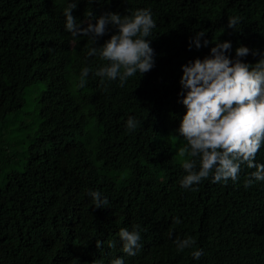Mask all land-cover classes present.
<instances>
[{"label": "trees", "instance_id": "16d2710c", "mask_svg": "<svg viewBox=\"0 0 264 264\" xmlns=\"http://www.w3.org/2000/svg\"><path fill=\"white\" fill-rule=\"evenodd\" d=\"M69 2L0 0V133L26 91L44 86L34 99L33 136L14 147L0 140V170L11 167L0 186V264H110L117 257L124 264H264V181L245 188L255 169L242 165L235 183L210 176L196 190L182 188L178 150L186 142L176 131L185 112L181 65L214 46L189 50V38L203 30L205 39L230 41L231 56L240 45L264 49V0H78V22L89 10H151L155 66L122 87L95 76L108 62L87 56V37L65 31ZM232 17L239 18L235 31L227 27ZM84 67L92 71L81 88ZM129 116L139 121L135 131L126 129ZM256 162L264 164V146ZM89 190L108 204L94 208ZM133 225H140L142 247L128 256L118 232ZM187 236L194 248L178 252L172 240ZM195 249L202 250L198 260Z\"/></svg>", "mask_w": 264, "mask_h": 264}, {"label": "clouds", "instance_id": "9594fccd", "mask_svg": "<svg viewBox=\"0 0 264 264\" xmlns=\"http://www.w3.org/2000/svg\"><path fill=\"white\" fill-rule=\"evenodd\" d=\"M92 2L94 0H88L89 4ZM77 3L78 0H72L63 9L64 28L73 38H88V57L99 56L108 62L94 73L102 82L105 78L118 80L122 87L128 78L137 73L142 76L154 68L156 54L149 37L156 24L150 9H136L126 15L108 11L99 16L89 10L87 17L78 22L72 14ZM238 23L239 18L232 17L228 19L227 27L235 31ZM109 28L114 30L113 34L102 45L96 46ZM204 37L205 31H197L189 38L188 48L200 49L214 44L209 54L181 65L178 95L185 112L176 131L186 143L178 150L185 172L179 183L190 190H196L193 186L210 176L213 183L228 180L235 183L240 179L241 166L246 165L255 169L244 180V187L248 188L254 181H264V164L256 162V155L264 146V49L240 45L231 56L230 41ZM249 55L258 57L255 63L244 61ZM91 71L89 67L82 68L79 87L85 86ZM138 124L135 117L129 116L126 129L135 131ZM88 195L94 208L108 204L107 198L98 190H89ZM173 219L174 223H181L179 218ZM118 237L122 252L128 256L136 255L142 247L140 225H133L131 230L121 227ZM172 243L178 252H182L194 248L196 241L187 236L177 237ZM103 244L101 240L96 241L97 248ZM108 246L115 247V241H109ZM191 254L198 260L202 250L195 249ZM110 264H124V260L117 257Z\"/></svg>", "mask_w": 264, "mask_h": 264}, {"label": "rangeland", "instance_id": "374dc122", "mask_svg": "<svg viewBox=\"0 0 264 264\" xmlns=\"http://www.w3.org/2000/svg\"><path fill=\"white\" fill-rule=\"evenodd\" d=\"M43 88L44 86L41 83H36L26 91L22 109L18 114L11 117L10 121L7 122L6 126L0 133V140H4L3 143L5 142L14 147L15 144L19 143L23 138L33 136L37 127V123H35L36 112L34 99L39 96ZM12 150H14V148ZM4 156L6 157L5 153ZM17 157L19 158L20 156ZM10 168V165H8L4 170H0V186L3 183L4 172L9 171Z\"/></svg>", "mask_w": 264, "mask_h": 264}]
</instances>
